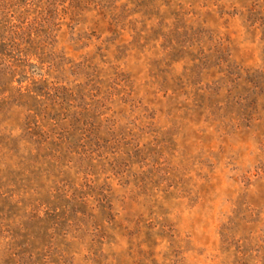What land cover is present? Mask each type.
Instances as JSON below:
<instances>
[{
	"label": "rangeland",
	"instance_id": "1",
	"mask_svg": "<svg viewBox=\"0 0 264 264\" xmlns=\"http://www.w3.org/2000/svg\"><path fill=\"white\" fill-rule=\"evenodd\" d=\"M0 264H264V0H0Z\"/></svg>",
	"mask_w": 264,
	"mask_h": 264
}]
</instances>
